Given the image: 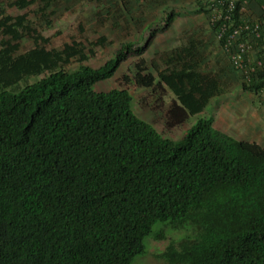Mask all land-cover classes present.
Segmentation results:
<instances>
[{
	"label": "trees",
	"instance_id": "16d2710c",
	"mask_svg": "<svg viewBox=\"0 0 264 264\" xmlns=\"http://www.w3.org/2000/svg\"><path fill=\"white\" fill-rule=\"evenodd\" d=\"M194 9L207 15L208 0ZM175 17L166 12L160 31ZM5 33L21 38L13 27ZM154 35L122 45L98 69L83 54L75 69H56L62 51L35 45L15 55L0 43V264H132L165 229L183 232L158 255L165 264H264V148L202 115L222 89L205 73L200 42L173 50L156 77L148 72L142 53ZM129 55L138 60L122 85L169 90L170 127L196 117L181 139L139 118L126 89L94 90ZM30 73L45 76L14 90ZM239 86L262 98L264 73Z\"/></svg>",
	"mask_w": 264,
	"mask_h": 264
},
{
	"label": "rangeland",
	"instance_id": "374dc122",
	"mask_svg": "<svg viewBox=\"0 0 264 264\" xmlns=\"http://www.w3.org/2000/svg\"><path fill=\"white\" fill-rule=\"evenodd\" d=\"M19 1L30 4L23 9L11 6V3ZM44 6L47 8L42 12L40 9ZM194 10V0H0V43L9 41L15 55L27 52L35 45L46 51H62L56 69H75L82 54L86 56L89 67L98 69L112 59L122 45L132 44L134 49L143 46L149 32L155 30L142 58L148 72L156 77L155 67H162L173 50L184 48L188 41L196 40L202 44L201 52L209 61L205 73L211 70L222 89L211 99L209 109L202 115L210 114L215 128L224 129L230 124V115H236L239 108L249 105L254 113L251 118L254 121L258 119L264 127V94L259 98L240 90L241 76L232 71L227 58L216 56L218 43L215 32L207 25V15L194 13ZM170 11L176 14L174 21L160 31L165 24V13ZM9 27L17 29L21 38L15 40L12 35H6ZM65 54L71 57L67 59ZM137 60L136 55L127 56L111 77L94 85V90L126 89L133 99L132 109L139 118L153 125L164 137L174 141L181 139L196 117L176 127L168 126L167 113L174 100L169 90L162 93L138 88L134 84L122 85V76L132 75V66ZM220 68L224 69L223 72ZM44 76L27 74L13 89L24 88ZM262 134L260 143L264 148V132ZM161 226L156 225L153 231ZM182 233L165 229L166 239L163 241L146 238L145 254L136 257L132 264H165L158 255Z\"/></svg>",
	"mask_w": 264,
	"mask_h": 264
},
{
	"label": "built area",
	"instance_id": "2783aa9c",
	"mask_svg": "<svg viewBox=\"0 0 264 264\" xmlns=\"http://www.w3.org/2000/svg\"><path fill=\"white\" fill-rule=\"evenodd\" d=\"M207 19L242 81L264 73V0H208Z\"/></svg>",
	"mask_w": 264,
	"mask_h": 264
},
{
	"label": "crops",
	"instance_id": "0c3cea01",
	"mask_svg": "<svg viewBox=\"0 0 264 264\" xmlns=\"http://www.w3.org/2000/svg\"><path fill=\"white\" fill-rule=\"evenodd\" d=\"M253 115L254 113L251 112V107L249 105L242 106V108L238 109V113L236 115H230L229 126L224 129L215 128V126L214 128L234 137L237 140L256 143L262 147L260 142L262 140L264 127L260 124L258 119L254 121L251 118ZM234 122L236 123L232 124Z\"/></svg>",
	"mask_w": 264,
	"mask_h": 264
}]
</instances>
